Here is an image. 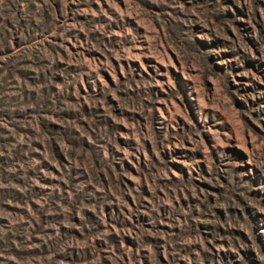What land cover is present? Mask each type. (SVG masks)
Masks as SVG:
<instances>
[{"label":"rangeland","instance_id":"1","mask_svg":"<svg viewBox=\"0 0 264 264\" xmlns=\"http://www.w3.org/2000/svg\"><path fill=\"white\" fill-rule=\"evenodd\" d=\"M0 264H264V0H0Z\"/></svg>","mask_w":264,"mask_h":264}]
</instances>
